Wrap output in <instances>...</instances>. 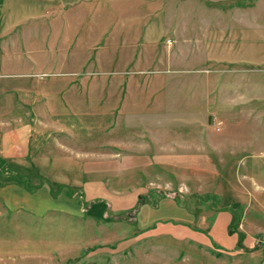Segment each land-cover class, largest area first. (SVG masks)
<instances>
[{
	"label": "rangeland",
	"instance_id": "rangeland-1",
	"mask_svg": "<svg viewBox=\"0 0 264 264\" xmlns=\"http://www.w3.org/2000/svg\"><path fill=\"white\" fill-rule=\"evenodd\" d=\"M2 117L46 201L0 264H264V0H0Z\"/></svg>",
	"mask_w": 264,
	"mask_h": 264
},
{
	"label": "crops",
	"instance_id": "crops-1",
	"mask_svg": "<svg viewBox=\"0 0 264 264\" xmlns=\"http://www.w3.org/2000/svg\"><path fill=\"white\" fill-rule=\"evenodd\" d=\"M84 1L87 2V0ZM72 4L74 5L75 2ZM10 119V116L7 115L6 121ZM0 120H2L0 124L3 126L5 118L2 117ZM13 128L6 127L5 130L0 131V209L8 211L9 209H20L38 214L37 210H40L44 205V201H46L45 184L42 182L38 186L30 187L18 182L13 177V175H20L16 170H12V167L18 166L16 162L20 160V156L23 157L24 149L28 145V127L26 123L22 122L18 127H15V130ZM67 196L73 198L70 195ZM169 202L168 198L162 199L158 207L151 209L147 214V220L176 218L186 223L192 220L194 214L179 206L175 209L170 208Z\"/></svg>",
	"mask_w": 264,
	"mask_h": 264
},
{
	"label": "trees",
	"instance_id": "trees-1",
	"mask_svg": "<svg viewBox=\"0 0 264 264\" xmlns=\"http://www.w3.org/2000/svg\"><path fill=\"white\" fill-rule=\"evenodd\" d=\"M14 176H17V175H14ZM15 179H16L18 182H20V183H24V182L22 181V179L19 178V177H16ZM25 185H26V184H25ZM69 192H70L71 195L74 194V192L71 191V190H69ZM79 196L81 197V199H82V201H83V210H84L85 212L88 211V210H90V209H89V208H90V206H89V201H87V200L84 199V194H83V193H80ZM147 199H148L147 196H144V195L140 196L139 199H138V202H137V204H136V209L138 208V210H139V207H140L141 205L145 204V203L148 201ZM177 205H178L179 207L186 208L185 204L182 203V202L180 201V199L178 200ZM152 207H153V208H157V207H158V204H157V205H156V204H152ZM188 211H189L190 213H192V214H196V213H197V212H191V211L189 210V208H188ZM233 224L237 225V221L234 220V221L231 223V225L233 226ZM239 236H240V239H239V241H238V246L242 248L243 245H242L241 241H242V239L244 238V233L239 232Z\"/></svg>",
	"mask_w": 264,
	"mask_h": 264
}]
</instances>
